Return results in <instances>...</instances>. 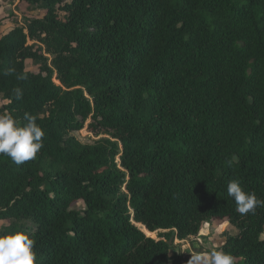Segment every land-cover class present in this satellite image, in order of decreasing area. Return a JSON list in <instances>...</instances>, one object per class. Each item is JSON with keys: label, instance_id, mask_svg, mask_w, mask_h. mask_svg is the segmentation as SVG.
I'll return each instance as SVG.
<instances>
[{"label": "trees", "instance_id": "trees-1", "mask_svg": "<svg viewBox=\"0 0 264 264\" xmlns=\"http://www.w3.org/2000/svg\"><path fill=\"white\" fill-rule=\"evenodd\" d=\"M21 1L42 16L0 37V114L45 136L0 154V235L27 233L36 264H169L171 238L228 220L222 250L264 264V206L227 195L264 200V0Z\"/></svg>", "mask_w": 264, "mask_h": 264}, {"label": "clouds", "instance_id": "clouds-1", "mask_svg": "<svg viewBox=\"0 0 264 264\" xmlns=\"http://www.w3.org/2000/svg\"><path fill=\"white\" fill-rule=\"evenodd\" d=\"M11 72L10 69L9 74ZM17 79L26 80L27 76L17 74ZM13 94L16 100L23 97L19 88L13 89ZM23 120L25 123L21 125L12 115L0 114V154L17 165L36 158L45 136L35 116L25 113ZM227 195L235 201V210L241 215L254 214L258 206H264V200L258 199L254 192L244 191L238 180L228 182ZM34 245L35 241L25 232L0 235V264H36ZM187 264H235V258L231 253L213 249L191 254Z\"/></svg>", "mask_w": 264, "mask_h": 264}, {"label": "rangeland", "instance_id": "rangeland-1", "mask_svg": "<svg viewBox=\"0 0 264 264\" xmlns=\"http://www.w3.org/2000/svg\"><path fill=\"white\" fill-rule=\"evenodd\" d=\"M2 7L0 8V37L6 35L10 30L17 26H24L27 19L37 18L42 16V12L32 9L28 4L23 3L21 0H0ZM34 44L29 41V45ZM27 71L38 72L39 65L33 61L28 60L26 62ZM5 104L3 100H0V109ZM84 144H94L100 137H96L87 128L80 132L73 134ZM76 209H84V203L78 202L75 204ZM5 226L4 223H0V229ZM144 231L143 226H138ZM143 227V228H142ZM166 231H157L153 235L145 232L148 236L159 239V234ZM238 230L233 227L228 220H213L210 223H205L200 233L186 241L173 240V250L170 254L171 260L169 264L174 263L179 257L190 259L191 254H195L198 251H211L222 250L224 243L229 236L236 235Z\"/></svg>", "mask_w": 264, "mask_h": 264}, {"label": "water", "instance_id": "water-1", "mask_svg": "<svg viewBox=\"0 0 264 264\" xmlns=\"http://www.w3.org/2000/svg\"><path fill=\"white\" fill-rule=\"evenodd\" d=\"M145 229L148 231L147 228H145ZM173 240H174V238H171V239H170V241H169V245H170V246L173 244Z\"/></svg>", "mask_w": 264, "mask_h": 264}, {"label": "bare ground", "instance_id": "bare-ground-1", "mask_svg": "<svg viewBox=\"0 0 264 264\" xmlns=\"http://www.w3.org/2000/svg\"><path fill=\"white\" fill-rule=\"evenodd\" d=\"M139 225H140V223H139ZM138 225V226H139ZM141 226V225H140ZM143 228V227H142ZM145 228V227H144ZM144 232H147V233H149V235H153V233H150L149 231H147L146 229H144Z\"/></svg>", "mask_w": 264, "mask_h": 264}]
</instances>
